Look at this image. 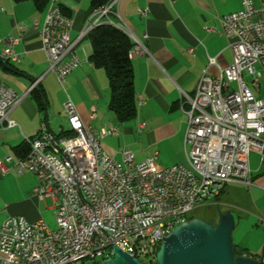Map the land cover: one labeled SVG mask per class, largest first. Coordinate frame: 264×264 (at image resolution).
Listing matches in <instances>:
<instances>
[{"label":"built area","instance_id":"built-area-1","mask_svg":"<svg viewBox=\"0 0 264 264\" xmlns=\"http://www.w3.org/2000/svg\"><path fill=\"white\" fill-rule=\"evenodd\" d=\"M118 0L93 10L94 18L79 39L100 24L125 27L112 10ZM241 10L221 16L219 29H205L223 37L231 51L225 67L208 58L217 74H201L192 95H182L180 110L186 118L183 138L185 164L156 169L158 153L136 163L131 152L121 161L107 154L101 139L115 136L108 127L99 133L83 125L75 107L66 99L67 134H54L42 124L34 137L24 138L29 153L24 158L0 160V173L9 165L18 174L37 178L33 194L39 201H53L56 228L23 217L0 220V264H95L110 258L112 246L131 257L152 262L170 229L187 222L190 212L216 205L229 184L250 186L248 156L264 149V0H240ZM140 16L147 11L138 10ZM71 19L56 0H48L40 36L42 50L60 86L79 65L69 39ZM134 56L145 48L126 29ZM17 40L0 39V58L18 61L12 50ZM193 55L192 50L188 51ZM33 83L27 93L32 91ZM25 95H17L0 78V129L17 125L10 112ZM95 114H91L94 118ZM140 124L138 131L143 129ZM264 229V216L256 218ZM264 264V243L258 257ZM145 262V261H143Z\"/></svg>","mask_w":264,"mask_h":264},{"label":"crops","instance_id":"crops-1","mask_svg":"<svg viewBox=\"0 0 264 264\" xmlns=\"http://www.w3.org/2000/svg\"><path fill=\"white\" fill-rule=\"evenodd\" d=\"M62 12L71 19L69 39L76 42L74 51L79 65L60 86L48 72V63L42 50L40 31L47 9L42 0H0V39L17 40L12 50L18 61L5 66L0 63L2 83L17 95L23 96L10 112L9 118L17 125L0 129V160L11 156L24 138L36 135L42 124L54 134L67 131L66 99L86 127L99 133L102 129H117L115 136L101 139L105 152L117 160L114 139L125 141L130 135L129 146L136 163L144 161V145L149 147L145 160L154 152L156 169L174 164H185L183 138L186 118L180 110L182 95H192L201 74L214 76L215 66H208V58L225 67L231 62V51L223 37L205 29H219L221 16L241 10L240 0H118L112 10L116 12L127 31L145 48L144 53L131 59L136 116L125 125L117 123L107 109L109 88L104 71L94 68L88 61L91 53L86 36L80 33L93 21V0H56ZM256 7L260 0H252ZM41 2V1H40ZM44 2V3H43ZM146 10L140 16L138 10ZM2 46L0 45V49ZM192 50L193 55L188 51ZM35 88L44 95L42 109L28 89ZM94 113L95 117L91 118ZM143 124L144 128L137 127ZM121 131L119 136V131ZM112 140V141H111ZM139 150L141 153H139ZM141 154V155H140ZM9 165V173H0V220L11 216L35 222L39 217V201L33 194L37 178L30 173L18 175ZM251 185H227L216 198L221 212L231 211L238 218L237 225H244V236L233 243L242 254L260 257L264 243V229L258 227L256 218L264 216V149L262 155L248 156ZM41 206V205H40ZM54 209V207H53ZM252 237V241L247 236Z\"/></svg>","mask_w":264,"mask_h":264},{"label":"water","instance_id":"water-1","mask_svg":"<svg viewBox=\"0 0 264 264\" xmlns=\"http://www.w3.org/2000/svg\"><path fill=\"white\" fill-rule=\"evenodd\" d=\"M0 63L5 66L1 58ZM237 221L231 211L219 212L214 223L191 218L170 229L151 263L131 257L114 245L110 258L98 264H260L258 257L234 254L232 232Z\"/></svg>","mask_w":264,"mask_h":264},{"label":"trees","instance_id":"trees-1","mask_svg":"<svg viewBox=\"0 0 264 264\" xmlns=\"http://www.w3.org/2000/svg\"><path fill=\"white\" fill-rule=\"evenodd\" d=\"M108 1L93 0L91 5L93 9H96L107 4ZM45 2L48 4V0H45ZM35 3L37 6H40L42 0H35ZM86 37L91 47L88 61L94 68L102 69L107 79L109 88L107 109L119 122L134 119L136 116L133 87L134 76L129 57V53L133 47L131 39L122 31L106 24L94 27ZM31 93L34 100L38 103V107L42 109L45 102L43 93L39 88H34ZM67 133L62 132L61 134L65 135ZM29 149V146L23 142L14 149L15 156L17 158H24L29 153ZM242 253L234 248L235 255H242Z\"/></svg>","mask_w":264,"mask_h":264},{"label":"rangeland","instance_id":"rangeland-1","mask_svg":"<svg viewBox=\"0 0 264 264\" xmlns=\"http://www.w3.org/2000/svg\"><path fill=\"white\" fill-rule=\"evenodd\" d=\"M261 89H262V93L264 95V82H263V80L261 82ZM114 119L116 120L115 117H114ZM133 121H134V119L128 120L126 122L117 121V123L119 122V124L121 123L122 125H125V124H128V123L133 122ZM121 131L122 130L119 131V136H120ZM184 132H185V130H184ZM131 139L132 138L130 137V135L126 139V142L120 141V143H118V139H114L113 142L115 143V150L118 153L117 154L118 155L117 156L118 161H121L122 152H131V153L133 152V151H131L132 147L129 146V141ZM148 152H149V147L147 145H144V161H145V156H147ZM139 153H141L140 150H139ZM135 161H138V159L136 158ZM40 205H39L40 214H39L38 219L42 220L48 226L49 229H51V230L55 229L56 225H55L53 201L50 198H47L43 202H41ZM223 209H224V207H222L220 205H218V206H216V205L203 206V207H200V208H197V209L191 211L189 216L193 217V218H198V219L210 222V223H214L217 220L218 213L221 212V210H223ZM1 221H3V220L1 219ZM244 228H245V226L242 224H240L234 228V230L232 232V242L233 243L234 242L236 243L237 240H239L241 237L244 236V233H245ZM247 239L249 241L254 242L250 235L247 236ZM143 261L147 262L146 259H143ZM76 264H81V263H76ZM85 264H90V263H85Z\"/></svg>","mask_w":264,"mask_h":264},{"label":"bare ground","instance_id":"bare-ground-1","mask_svg":"<svg viewBox=\"0 0 264 264\" xmlns=\"http://www.w3.org/2000/svg\"><path fill=\"white\" fill-rule=\"evenodd\" d=\"M118 30L122 31L123 33L126 34V28L125 27H118ZM129 57L132 58L134 57V52L130 51ZM146 263H151V262H146Z\"/></svg>","mask_w":264,"mask_h":264}]
</instances>
